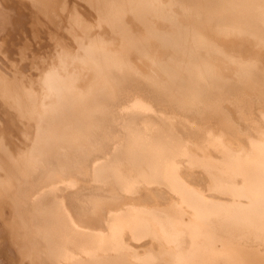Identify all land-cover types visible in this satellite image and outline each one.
Listing matches in <instances>:
<instances>
[{"label":"bare ground","instance_id":"bare-ground-1","mask_svg":"<svg viewBox=\"0 0 264 264\" xmlns=\"http://www.w3.org/2000/svg\"><path fill=\"white\" fill-rule=\"evenodd\" d=\"M41 2L0 66V264H264V0Z\"/></svg>","mask_w":264,"mask_h":264},{"label":"crops","instance_id":"crops-1","mask_svg":"<svg viewBox=\"0 0 264 264\" xmlns=\"http://www.w3.org/2000/svg\"><path fill=\"white\" fill-rule=\"evenodd\" d=\"M19 1V2H18ZM3 2V3H2ZM22 2V3H21ZM35 2V3H34ZM0 3L2 4V5H4L3 7H5V6H8V4H9V8H11L10 9V12H11V15L13 16V18H14V25H12L11 26V28L9 27V28H5L3 31L2 30H0V36L2 37H0V46H1V48H0V51H1V49H2V51L4 52L5 51V53H3V52H0V66H6L7 64H8V59L10 58V59H16V60H19V56H20V51L18 50V48L20 47V50L22 51V50H26V53L27 54H29L30 52H29V50L30 49H28V48H26V47H28V43H30L31 44V46L29 45V47L31 48V50H32V53H35V55L36 56H38V55H40V54H38L39 52H43L44 53V51L46 50V47H47V36H46V23H47V18L45 17H42L43 15L45 16L46 15V11H45V9H44V7H46V6H43L44 5V3L43 2H41V4H42V6H40V0H37V2H36V0L35 1H33V0H24V2L22 1V0H0ZM21 3V4H20ZM32 3V4H31ZM10 5H12V6H10ZM23 5V6H22ZM25 5V6H24ZM34 6V7H31V6ZM13 7V8H12ZM16 7V8H15ZM28 7V8H27ZM29 7H31V8H29ZM26 8H27V10H26ZM34 8V9H33ZM5 9V8H4ZM32 9H33V11H32ZM31 10V11H30ZM46 10H47V8H46ZM16 11H17V13H16ZM44 11V12H43ZM23 15H25V16H23ZM23 16V17H22ZM43 18V20H42V18ZM40 18H41V21H43V22H41V23H43L45 26H40V22L38 23V21L40 20ZM20 19V20H19ZM24 20H25V26L27 27H25V26H23L21 23H23L24 22ZM16 22H17V25H16ZM26 22H28V23H26ZM21 24V25H20ZM27 24V25H26ZM42 24V25H43ZM35 26H36V28L39 30V31H41V29H42V32H40V33H38L37 32V29H35ZM33 29H32V28ZM42 27V28H41ZM23 28V29H22ZM21 29V30H20ZM13 30V32H11ZM17 30V31H16ZM24 30V32H25V34L24 33H22L21 31H23ZM6 31H10V33L9 34H7L6 33ZM26 31H27V34H26ZM17 32L19 33V34H17ZM13 34V35H12ZM22 34H24V35H22ZM37 34L39 35V37H38V39L36 38V36H37ZM22 37H21V36ZM25 35H26V39H31L30 40V42H29V40H27L26 41V39H25ZM28 35V36H27ZM43 35V36H42ZM18 36H20L19 38H18ZM23 36H24V39H23ZM40 36H42V38H44V39H42ZM4 37H5V40H4ZM10 38V39H9ZM16 39V40H15ZM40 40V41H39ZM4 41V42H3ZM20 41H22V42H20ZM26 41V45L24 46L23 44H24V42ZM38 41H39V43H38ZM15 42V43H14ZM28 42V43H27ZM5 43V44H4ZM19 44V45H18ZM28 44V45H27ZM5 45V46H4ZM14 45H16V46H14ZM39 45H40V47H39ZM41 45H42V47H41ZM43 45H45V47L43 46ZM7 46V47H6ZM19 46V47H18ZM6 49V50H5ZM9 49V50H8ZM8 51V52H7ZM10 51V52H9ZM12 51V52H11ZM16 51V52H15ZM19 51V52H18ZM34 51V52H33ZM7 52V53H6ZM1 53H3L2 55H1ZM12 54V55H11ZM4 55V56H3ZM8 55V56H7ZM15 55H17V56H15ZM29 56V55H28ZM8 57V58H7ZM3 58V59H2ZM5 60V61H4ZM3 61V62H2ZM6 65H5V64Z\"/></svg>","mask_w":264,"mask_h":264},{"label":"rangeland","instance_id":"rangeland-1","mask_svg":"<svg viewBox=\"0 0 264 264\" xmlns=\"http://www.w3.org/2000/svg\"><path fill=\"white\" fill-rule=\"evenodd\" d=\"M215 4H221V2H215ZM148 67V66H147Z\"/></svg>","mask_w":264,"mask_h":264}]
</instances>
